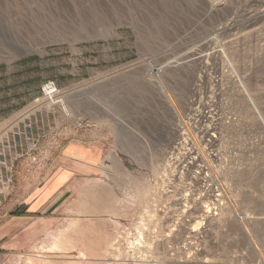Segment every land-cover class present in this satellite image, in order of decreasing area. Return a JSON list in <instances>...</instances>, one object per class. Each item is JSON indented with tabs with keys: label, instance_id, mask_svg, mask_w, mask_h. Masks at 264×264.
I'll list each match as a JSON object with an SVG mask.
<instances>
[{
	"label": "rangeland",
	"instance_id": "rangeland-1",
	"mask_svg": "<svg viewBox=\"0 0 264 264\" xmlns=\"http://www.w3.org/2000/svg\"><path fill=\"white\" fill-rule=\"evenodd\" d=\"M81 137L112 188L82 179L80 211L65 196L48 222H10L7 194L0 264H264V0H0L17 201L87 171L61 156Z\"/></svg>",
	"mask_w": 264,
	"mask_h": 264
},
{
	"label": "crops",
	"instance_id": "crops-1",
	"mask_svg": "<svg viewBox=\"0 0 264 264\" xmlns=\"http://www.w3.org/2000/svg\"><path fill=\"white\" fill-rule=\"evenodd\" d=\"M84 139L86 140V138L81 137L79 138V140H74L73 141L74 148L72 149L70 148V146H67V148L66 147L63 148V152H61V156L69 160L72 159L73 164L78 163V165H83L85 167H88L89 169L84 172H80V169L78 172L72 171V177H69V180L66 185L65 183L64 184L62 183V185L57 184V186L55 187H52V188L49 187L50 189L47 187H44L42 189H36V188L33 189L32 191L34 192L32 196H35V197L31 199L27 198L29 197L28 195L30 194V191L27 188L25 189L24 192H22L21 200L17 201L16 199L17 194L19 193L21 194L20 192L21 187L19 186L20 180L18 178L20 173L17 170L18 165L16 166L17 161H18L17 159V161L14 164V168H13V184L11 187V191L10 193H8V196L4 199V204H5V201L7 200L9 203L10 209L5 212H6V215H9V213H12L13 210L15 211L19 207L25 206L26 216L14 217L13 219L10 220V222L14 219L15 220L23 219L24 221L37 219V220H42L44 222L45 221L48 222V220H51V219L52 220L57 219L56 218V214H58L57 212H59V210L66 209V204L64 200L65 196L66 197L67 196H72V197L78 196L76 197V199H72V202H73L72 209L74 211H80L81 200H80V190L79 189H80V183L82 179H86V180L88 179L89 181L95 180L96 182H99V184L102 185L103 190L112 188V184L109 182V181H112V179L110 180V178L106 176V174L104 173L105 167H103L102 165L103 161H105L108 158L110 159L111 157H109V155L107 156L106 152H103V149L101 147L97 145H92L93 142L86 143L84 142ZM88 148L91 150H89ZM124 150L121 147V152H120L121 155L126 154L123 152ZM92 154L95 155V158H93ZM111 156L113 157V153H111ZM20 163L21 162H19V164ZM98 164H100V166ZM90 169L94 170L95 173H93V171H91ZM70 180H71V183H70ZM103 190L99 192L96 191L94 193L93 191L89 192L90 198H94L92 200L90 199L89 201L90 209H92L91 205H103L105 208L94 206L93 210H96V211L100 209L109 210L108 206H111L112 197L111 195L107 197L106 193L103 192ZM54 205H56L57 207H55ZM69 205L70 204L68 203L67 204L68 208H69ZM47 211L51 213H48ZM44 212L48 213L46 217L36 216V215H42V213ZM6 215H4L3 217H6ZM26 230L27 229H25V231L21 230V232H26ZM12 232L13 230H10L9 235H11ZM15 238H17V234L15 235ZM9 241H10L9 244L13 245L12 240H9Z\"/></svg>",
	"mask_w": 264,
	"mask_h": 264
},
{
	"label": "built area",
	"instance_id": "built-area-1",
	"mask_svg": "<svg viewBox=\"0 0 264 264\" xmlns=\"http://www.w3.org/2000/svg\"><path fill=\"white\" fill-rule=\"evenodd\" d=\"M48 88H52V92L55 93L57 92V88L54 84H49L46 87V94H47V89ZM211 136L214 137L213 134H211ZM211 142V138L208 137L207 138V143ZM23 156V155H22ZM21 156V157H22ZM19 158V156L14 153L12 155H10L9 157L4 156V155H0V202L2 199L5 198V196L8 194L7 192L9 191V189L12 187L13 184V168H14V164L17 161V159ZM36 158H34L35 160ZM198 158L196 156H193V158H190V163L197 162ZM201 174L203 173V175L200 174L199 179L203 180V182H207V175L208 172H205V168L201 167ZM210 186V185H209ZM211 188L214 187V189L212 188V190H215L216 192H218V185L214 186L212 183V186H210ZM2 204V202H1Z\"/></svg>",
	"mask_w": 264,
	"mask_h": 264
},
{
	"label": "bare ground",
	"instance_id": "bare-ground-1",
	"mask_svg": "<svg viewBox=\"0 0 264 264\" xmlns=\"http://www.w3.org/2000/svg\"><path fill=\"white\" fill-rule=\"evenodd\" d=\"M53 94V92H52V88H48L47 89V96H49L50 97V99L52 100V102L53 103H56L57 104V102H59V101H57V102H55V101H53V98H54V96L52 95ZM57 96V95H56ZM58 100V99H57ZM55 105V104H54ZM16 145V144H15ZM2 151H4V150H2ZM4 153V152H3ZM197 163V162H196ZM10 190V189H9Z\"/></svg>",
	"mask_w": 264,
	"mask_h": 264
}]
</instances>
